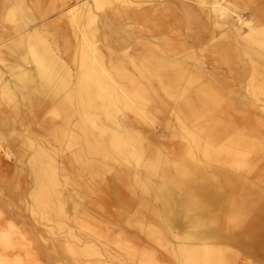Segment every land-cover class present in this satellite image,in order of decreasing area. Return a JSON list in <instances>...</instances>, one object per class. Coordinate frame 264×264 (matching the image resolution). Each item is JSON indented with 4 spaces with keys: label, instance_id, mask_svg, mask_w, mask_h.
Here are the masks:
<instances>
[{
    "label": "bare ground",
    "instance_id": "obj_1",
    "mask_svg": "<svg viewBox=\"0 0 264 264\" xmlns=\"http://www.w3.org/2000/svg\"><path fill=\"white\" fill-rule=\"evenodd\" d=\"M191 1L198 5L182 4V22L202 25L205 14L226 26L225 43L214 44L212 32L202 50L215 47L211 66H226L232 81L171 40L180 25L175 0L147 8L150 0H0V61L12 60L7 71L0 67V104L2 97L18 115L23 102L44 130L30 132L20 121L28 132L20 134L23 149L30 150L27 208L49 229L76 220L81 235L67 232L76 242H60L76 258L98 253L89 238L97 229L87 223L82 201L112 168L138 200L134 221L151 239L181 241L182 264H233L231 240L250 253L249 240L226 231L264 215L257 207L264 186L251 179L264 157V20L254 11L244 18L237 1ZM30 2L44 16L70 7L71 36L59 40L37 26ZM142 20L158 24L144 29V38L136 26ZM236 81L244 89L234 88ZM7 112L0 116V150L6 134L16 132ZM165 115L167 127L175 125L171 138L181 142L167 152L151 132ZM14 224L2 231L7 247Z\"/></svg>",
    "mask_w": 264,
    "mask_h": 264
},
{
    "label": "rangeland",
    "instance_id": "obj_2",
    "mask_svg": "<svg viewBox=\"0 0 264 264\" xmlns=\"http://www.w3.org/2000/svg\"><path fill=\"white\" fill-rule=\"evenodd\" d=\"M155 1L160 2L162 0ZM163 1L169 2L170 0ZM175 1L178 3L173 6H175L179 15L180 25L173 28L174 32L172 31L170 35L171 40L177 44L184 43L191 52L198 56H204L210 69L216 71L220 76L224 74L229 81H232V75L228 74L226 66L219 63H214L215 66H211L214 58L212 54L215 56L216 52L215 47L202 50L208 42L209 37L207 35H211L212 32L214 35L216 34L214 44L222 45L225 43L226 39L220 37V32L225 30L226 26L212 24L205 14H201L202 21L200 23L202 25H189L186 20L182 22V4L184 2L198 4L191 0ZM233 1H237L236 4L242 10L244 18L252 17L250 12L254 11L257 18L260 17L264 20V0ZM153 2L154 0H150V2H145L143 5L147 8ZM30 3L33 8V20L37 26H48L50 32L58 36L57 39L59 40H62L63 34L68 33L71 36V27L67 23L68 18L66 15L70 7L65 6L61 8L62 10L44 16L39 8L32 2ZM130 9V13L135 14L136 9L133 7ZM233 21L237 25L239 24L235 18ZM136 26L139 28V35L144 38L147 35L144 29H157L158 24L142 20L138 21ZM8 27H10L9 24ZM2 29L3 26L0 23V32ZM177 30H181V35L176 34ZM181 53L185 54V52ZM241 56L245 62H249L247 56L244 54ZM11 61L7 57V60L0 61V67L7 71L6 65H10ZM239 64L242 65V61ZM6 76L7 79L10 78L8 73L5 74V78ZM243 86L239 81L234 84L236 89H244ZM247 95L252 96L250 93ZM6 111H8L7 114L14 116L13 127L15 126L16 132L6 134L5 138L7 139L3 143L5 149L0 150V264H182L181 261H178V256L181 257V254H185L187 251L181 253V250H178L181 249V241L165 243L161 239H151L147 236L145 230L138 226L140 222L134 221L135 215H133L132 210L137 207L138 200L133 198L129 189L117 179L116 169L114 168L103 176L100 187H97L86 200L82 201L89 211V216H84L87 223L92 229H97L94 230L93 236L89 235V238L95 244L98 253L90 257L80 256V258H76L65 249L60 248V242L68 238L69 243H75L77 240V238L67 234L69 227L74 232L77 231L78 236L81 235V231L76 228V220H67L63 228L54 227L53 224H50L49 226L53 225V229H49L47 222L38 221L27 208L28 195L32 186L28 170L30 150L25 151L23 149L20 134L23 132L28 133L25 124L29 126L30 132L44 133L40 124L42 119H38L23 102L18 115L13 114L12 108L1 97L0 116L6 117ZM155 119L156 122L151 131L156 137L155 143L157 144V141L161 139L160 142L167 145L165 147L166 152L169 148L172 149V146H174V150L179 149L181 145L179 138L172 139L170 136L175 125L173 124L171 128L167 127L166 122L169 119L166 115L165 117L158 116ZM21 120L25 123L23 126L20 125ZM160 134L164 136L159 137ZM257 164V173H253L255 175H252L251 179L257 186H264V157H258ZM124 205L129 206V208ZM258 205L257 207L264 208V197L258 202ZM122 207L124 212L121 209ZM261 215L256 220L251 221L250 227L238 225L231 229V233L226 231L227 235L234 234L237 238H239L237 235H242L245 241H250L248 246V249L250 247V253L246 255L248 250L238 246L234 240H231V246L237 254V259L233 264H264V215L263 213ZM78 218H81V214L78 215ZM249 219L251 220V216ZM9 221H13L15 227L12 228L14 231L9 233L10 243L7 247L2 241L7 239L3 237L2 231L9 225ZM149 221V212L145 211L144 222L148 223ZM253 221H255L254 224ZM95 235L99 238L95 239L97 238ZM143 254L147 259L143 257Z\"/></svg>",
    "mask_w": 264,
    "mask_h": 264
}]
</instances>
